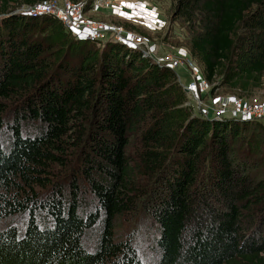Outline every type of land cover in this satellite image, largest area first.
<instances>
[{"label": "trees", "instance_id": "1", "mask_svg": "<svg viewBox=\"0 0 264 264\" xmlns=\"http://www.w3.org/2000/svg\"><path fill=\"white\" fill-rule=\"evenodd\" d=\"M39 1L0 0V264H150L144 215L153 264H264V121L205 118L174 68ZM176 3L213 90L259 88L264 0Z\"/></svg>", "mask_w": 264, "mask_h": 264}, {"label": "rangeland", "instance_id": "2", "mask_svg": "<svg viewBox=\"0 0 264 264\" xmlns=\"http://www.w3.org/2000/svg\"><path fill=\"white\" fill-rule=\"evenodd\" d=\"M66 1V0H59ZM76 5H81V21L100 22L105 26L117 28L124 32H131L140 35L148 46V51L151 55L158 57L161 62L172 66L176 72L180 82L185 87H193L191 92H187V102L193 106L196 112V107H207L209 105L215 106L216 101L222 98L235 99L239 98L242 101L256 100L264 108V76L261 85L257 89L249 92H242L238 89H231L222 82H215L213 84L206 81V85H202L204 76L202 73L201 63L190 54V39L194 31L198 27H194L191 23L184 21L177 17V3L176 0H70ZM177 17V18H176ZM113 31L114 29H106ZM109 37V36H107ZM195 106V107H194ZM264 121V115L260 117ZM7 142V141H6ZM7 144V143H6ZM8 143L6 149H9ZM73 162L65 168L61 173L70 172L73 170ZM60 168L58 172H60ZM21 219V220H19ZM23 218L15 219L16 224L23 226ZM14 221L1 220L0 228L7 225V223ZM124 226H118L119 233L125 232V225L128 221L123 220ZM135 225V222L129 224L132 230L139 235L140 242L138 243V250L142 259L155 260L150 263L153 264L159 257V252L154 244L153 234L155 236V229L149 230L153 225L151 219L144 215ZM138 222V223H139ZM154 231V233H153Z\"/></svg>", "mask_w": 264, "mask_h": 264}, {"label": "built area", "instance_id": "3", "mask_svg": "<svg viewBox=\"0 0 264 264\" xmlns=\"http://www.w3.org/2000/svg\"><path fill=\"white\" fill-rule=\"evenodd\" d=\"M21 11L36 16H53L60 20L64 27L72 34L95 42L98 46L103 44L108 39L131 44L140 48L144 55L151 57L157 64H164L172 67L161 62L158 57L151 55L147 49V43L140 35L131 32H124L120 29L118 30L117 28H111L110 26H105L100 22L86 23L85 21H81L79 19L81 15V5H76L70 0L63 2L59 0H41L31 6L21 7ZM106 29L114 30L109 33ZM202 85H206L205 78ZM191 86L194 87L195 85L191 84ZM193 87L188 86L189 92L194 89ZM186 104L190 105V102H186ZM196 108L198 111H201L205 118L228 117L238 120H260V117L264 115V108L256 100L247 102L242 101L239 98L231 100L230 98H222L220 100L218 99L216 101V105L213 107L212 105H209L207 107L198 106Z\"/></svg>", "mask_w": 264, "mask_h": 264}, {"label": "water", "instance_id": "4", "mask_svg": "<svg viewBox=\"0 0 264 264\" xmlns=\"http://www.w3.org/2000/svg\"><path fill=\"white\" fill-rule=\"evenodd\" d=\"M183 88H184L185 92H189V89L187 87L184 86Z\"/></svg>", "mask_w": 264, "mask_h": 264}]
</instances>
